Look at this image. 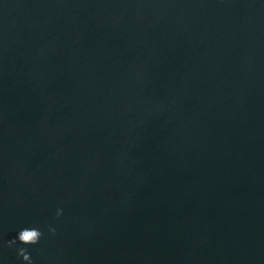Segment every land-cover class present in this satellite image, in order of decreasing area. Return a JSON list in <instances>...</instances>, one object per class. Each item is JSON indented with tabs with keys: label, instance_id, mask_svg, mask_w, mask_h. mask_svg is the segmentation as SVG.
Here are the masks:
<instances>
[{
	"label": "water",
	"instance_id": "95a60500",
	"mask_svg": "<svg viewBox=\"0 0 264 264\" xmlns=\"http://www.w3.org/2000/svg\"><path fill=\"white\" fill-rule=\"evenodd\" d=\"M0 264H264V0H0Z\"/></svg>",
	"mask_w": 264,
	"mask_h": 264
},
{
	"label": "clouds",
	"instance_id": "9594fccd",
	"mask_svg": "<svg viewBox=\"0 0 264 264\" xmlns=\"http://www.w3.org/2000/svg\"><path fill=\"white\" fill-rule=\"evenodd\" d=\"M62 209L58 210L57 216L61 215ZM51 232L55 233V229H50ZM44 236V232L36 226H26L18 231L17 236L9 241L10 245L19 242L23 245H35L38 244L41 238ZM19 253L23 256L24 260H30V253L26 247L19 249Z\"/></svg>",
	"mask_w": 264,
	"mask_h": 264
}]
</instances>
